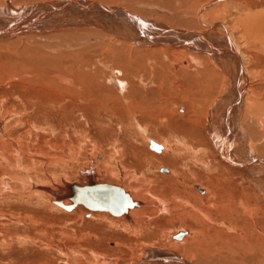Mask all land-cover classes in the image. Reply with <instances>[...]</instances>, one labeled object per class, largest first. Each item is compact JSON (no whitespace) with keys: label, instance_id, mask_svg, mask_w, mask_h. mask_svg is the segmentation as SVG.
<instances>
[{"label":"rangeland","instance_id":"374dc122","mask_svg":"<svg viewBox=\"0 0 264 264\" xmlns=\"http://www.w3.org/2000/svg\"><path fill=\"white\" fill-rule=\"evenodd\" d=\"M211 1L0 0V6L14 9L43 4L40 17L12 23L6 27L14 29L12 35L0 39V264H99L96 257L117 258L116 264H264V182L258 186L252 180L258 172L249 180L243 169L226 163L208 133L210 113L217 105L225 112L226 87L239 86L240 79L235 82L234 71L218 67L204 47L184 48L198 59L195 65L172 52L181 46L164 45L181 37L166 27L205 34L207 26L216 25L226 54L230 34L247 78L239 125L249 134L255 157L245 166L259 167L254 158L264 161V36L246 31L238 19L264 13V0ZM54 2H61L63 13L73 9L72 22L64 24L66 15L51 6ZM122 12L164 27L140 26ZM27 26L33 29L21 32ZM121 30L130 37L140 33L142 44L134 48L118 35ZM120 78L127 84L121 92ZM175 103H183L185 113L177 112ZM149 139L165 148L151 150ZM88 168L96 179L135 190L140 199L156 195L163 202L158 206L169 210L154 205L132 222L53 204L45 188L79 182ZM209 185L221 188L224 215L208 204ZM202 212H211V221ZM179 231L183 241L173 238Z\"/></svg>","mask_w":264,"mask_h":264},{"label":"bare ground","instance_id":"6f19581e","mask_svg":"<svg viewBox=\"0 0 264 264\" xmlns=\"http://www.w3.org/2000/svg\"><path fill=\"white\" fill-rule=\"evenodd\" d=\"M213 1H215V0H212L210 3H212ZM7 2V1H6ZM80 2H83V1H80ZM85 2V1H84ZM83 2V3H84ZM88 2V1H87ZM64 4L65 3H67V0L65 1L64 0V2H63ZM73 3H79V1H74ZM72 3V4H73ZM215 3V2H214ZM63 4V5H64ZM71 4V3H70ZM38 5V4H37ZM36 5V6H37ZM43 4H40L39 6H37V7H32V6H25V7H22L21 9L19 8V9H14L11 5H9V3H7V4H5L4 6H0V39H7V38H9L10 37V33L14 30L13 28H9L8 30H6L7 28L6 27H8L9 25L11 26V24L13 23H16V22H19V21H21L22 19H26L27 17H31L32 15H36L37 17L39 16L40 17V9H42L43 8V6H42ZM67 5V4H66ZM65 5V6H66ZM69 5V4H68ZM81 5V4H80ZM85 5V4H84ZM88 5V4H87ZM90 5V4H89ZM92 5V4H91ZM51 6H53L54 8L56 7V9L55 10H57V12L59 11L60 13H62V14H65L66 16H62V19L61 20H64V24L65 23H67V22H72V20L74 19V16L73 15H71V13L72 12H74L73 11V9H72V12H70V14L69 13H63V12H65V10H63L64 9V6H62L61 5V2H57V3H55L54 2V4H51ZM51 6H48L47 5V7H49V8H51ZM70 6V5H69ZM76 6V5H75ZM82 6V5H81ZM46 7V6H45ZM44 7V8H45ZM79 7V6H78ZM85 7V6H84ZM101 7V6H100ZM33 8H34V12L31 14V12L33 11ZM69 8V7H68ZM91 8V7H90ZM203 8V7H202ZM70 9H71V7H70ZM76 10H77V8H75ZM82 9V8H81ZM81 9H79V10H81ZM85 9H86V12L88 11V9L85 7ZM43 10V9H42ZM46 10V9H45ZM63 10V12H61ZM94 10V9H93ZM67 11V10H66ZM78 11V10H77ZM77 11H75V12H77ZM104 11V10H103ZM122 11V10H121ZM41 12H43V11H41ZM84 12H85V10H84ZM107 12V11H106ZM117 12V11H116ZM54 13V12H53ZM83 13V12H82ZM123 13V12H122ZM130 13V12H129ZM127 14V12H124L123 14L125 15V18H129L128 20L130 21V22H134V21H140V22H138L139 24L138 25H143V26H149L150 24L152 25L153 24V27L154 26H157V29L160 27L161 29H163L162 27H164V25L163 24H161V23H158V22H155V21H150V19H146V18H143V17H141L140 19L139 18H136L135 16H132V15H130V14ZM70 15V16H68L67 17V15ZM75 14V13H74ZM76 14H80V13H76ZM75 14V15H76ZM84 14V13H83ZM83 14H81V16L83 15ZM88 14V13H87ZM85 15L86 14H84V17H85ZM89 15V14H88ZM87 15V16H88ZM101 15V14H100ZM137 15V14H136ZM207 14H203V16L202 17H204V18H208L207 16H206ZM35 16V17H36ZM55 15H53V17H54ZM77 16V15H76ZM81 16H78L80 19H81ZM89 16H91V15H89ZM201 16V15H200ZM43 17V16H42ZM77 17V18H78ZM83 17V18H84ZM94 17V18H93ZM93 17L91 16V18L94 20V21H96L97 20V17L96 16H94L93 15ZM104 17V16H103ZM61 18V17H60ZM60 18H58L59 19V21H60ZM88 18V17H87ZM110 18V17H109ZM125 18H124V23H126L125 21ZM56 19H57V17H56ZM55 19V20H56ZM122 19V18H121ZM12 20H14V22L12 21ZM86 20V19H85ZM89 20V19H88ZM87 20V21H88ZM112 20V19H111ZM115 20V19H114ZM208 20V19H207ZM238 20H240V21H243L242 22V24L244 25V29H246V31H247V29H248V31H257V33H258V36L259 37H263L264 36V13H255L254 15H247V17H245V18H243V19H238ZM11 21V22H10ZM39 21V20H38ZM58 21V22H59ZM74 21H77V19L76 20H74ZM100 21V20H99ZM51 22H53V20L52 21H50V23ZM82 22H84V20L82 21ZM82 22H81V25H82ZM101 22V21H100ZM99 22V23H100ZM111 22V21H110ZM115 22V21H114ZM21 23V22H20ZM26 22H24V23H22V24H25ZM77 23V22H76ZM87 23V22H86ZM92 24H93V21L91 22ZM107 23V22H106ZM127 23L128 24H130L128 21H127ZM19 24V23H18ZM17 24V25H18ZM43 24V23H42ZM75 24V23H74ZM91 24V25H92ZM95 24V26L97 25V23H94ZM110 24V23H109ZM112 24V23H111ZM3 25H5V27H3ZM16 25V24H15ZM21 25V24H20ZM19 25V26H20ZM102 25H103V23H102ZM113 25V24H112ZM125 25V24H124ZM131 25V24H130ZM207 25V24H206ZM242 25V26H243ZM88 26H90V25H88ZM92 26H94V25H92ZM108 26H110V25H108ZM139 26V27H140ZM219 26H221V25H218V27ZM241 26V25H240ZM241 26V27H242ZM105 26H103V28H104ZM106 27H107V25H106ZM105 27V28H106ZM116 27V26H115ZM127 27H128V25H127ZM126 27V28H127ZM133 27V26H132ZM134 27H135V25H134ZM166 27V26H165ZM208 28V31H206V33L204 34V32H200V33H196V31H192V30H185V31H179V32H177V30H172V28L170 29V28H167L166 27V29H167V31L169 32V34H171L172 33V36H174V37H176V38H178L180 35H181V37H179L178 38V40H174L175 42H172V41H170V42H167L168 41V39H166L167 41V43L168 44H164V45H171L172 47H176L177 45L178 46H181L182 48H181V50L180 51H177V50H175V49H173L172 50V52L174 53V52H179L178 53V55L180 56V53L181 54H183L185 57H188V58H190L193 62H195L194 64L196 65V64H199L198 63V59H196L195 58V55L194 56H192V55H190L187 51H186V49H184V48H191V50H195V51H197V49H200V48H205V49H207V50H209L208 52H213V55H211V58L212 59H214L213 61H215L216 62V64L218 65V67H221V68H226L227 67V69H228V71L227 72H230V71H234L235 72V77H234V80H235V82L237 81V80H239L240 79V81H239V86L237 85H235V83H234V86L232 87V86H227L226 87V91H225V93H226V95H228L229 96V98H228V103H227V105H226V107L227 108H225L226 110H225V112L223 113L222 112V108L223 107H221V106H219V105H217V106H215L214 108V112L215 113H210L211 115H209V126H208V133H209V137H210V139H211V142L213 143V145H214V147L216 148V150H217V152H218V154L220 155V157L222 158V159H224L225 161H226V163H230L232 166H234V167H238V168H241V169H243L244 170V172L245 173H247L246 175L248 176L247 178H249V180L251 179L250 177H252V176H254V174L255 173H257L258 172V174H256L255 176H257V177H253L252 178V180L258 185V186H261L259 183H260V180H262L263 182H264V161L262 160V159H260V158H257V160L254 158V161L257 163V165H259V167H257V168H254V169H252L251 167L249 168V166L247 167V166H245L246 164H247V162L248 161H251V157L253 158V157H255V154L253 153V151H252V148H253V146H252V140H251V138L248 136L249 134H247V132H246V130H245V128L242 126V125H239V115H238V108H240V106H241V102H242V94H240V93H242V91H243V89L245 88L244 87V84H245V82H246V80H247V78H246V73H245V66L243 65L244 64V58L242 57V55H241V53H240V50H239V48L237 47V45L235 44V43H233L232 44V39H230V34H227V36H225L226 37V46L228 47V50H224V51H227V53L226 54H224L223 53V51L222 50H220L221 48H220V45H222L224 42H225V40H224V42L222 43L221 42V37H223V36H221L220 34H218L216 31H218V28L216 27V25H213V26H207ZM47 28V27H46ZM81 28V27H80ZM102 28V29H103ZM105 28H104V32H105ZM111 28H112V26H111ZM124 28V27H123ZM206 28V27H205ZM223 28V27H222ZM30 29H33L32 28V26L31 27H26V28H21V32H28V30H30ZM61 29V28H60ZM92 29V28H91ZM93 29H95V28H93ZM107 29L108 30H111V29H109V27H107ZM135 29V28H134ZM140 29V28H139ZM165 29V28H164ZM4 30H5V32H4ZM17 30H19V29H17ZM76 30V29H75ZM96 30V29H95ZM100 30V29H99ZM124 30V29H123ZM123 30H121V31H119V34L118 35H120V36H123L124 38H126V40H131V45H133V47L134 46H139L140 44H142V42H140V41H138L137 40V38H139V37H137L138 35H140V33H137V34H135V36H129V34H128V36H127V34L123 31ZM127 30V29H126ZM137 30V29H136ZM143 30V29H142ZM107 31V30H106ZM114 31V30H113ZM165 32H166V30H164ZM98 32H100V31H98ZM109 32V31H108ZM135 32V31H134ZM140 32H142V31H140ZM158 32V31H157ZM161 32V31H160ZM193 32V33H192ZM216 32V33H215ZM220 32H222L223 34L225 33V32H227L224 28H223V30L222 31H220ZM254 32V33H255ZM34 33V32H33ZM37 33V32H36ZM111 33H112V30H111ZM136 33V32H135ZM163 33V32H162ZM58 34V33H57ZM100 34V33H99ZM133 34V33H132ZM192 34H196V35H192ZM250 34V33H249ZM11 35H12V33H11ZM14 35H18V34H16V32H15V34ZM41 35V34H40ZM103 35H104V33H103ZM145 35L146 34H144V37H145ZM151 35V34H150ZM251 35V34H250ZM256 34H254L253 36H255ZM262 35V36H261ZM169 36V35H168ZM188 36L189 37H191L192 38V40H194V41H192L190 38H188ZM193 36V37H192ZM14 37V36H13ZM17 37V36H16ZM38 37H40L41 38V36H38ZM151 37V36H150ZM186 37V38H185ZM15 38V37H14ZM18 38H20V36L18 35ZM43 38V37H42ZM143 38V37H142ZM142 38H141V40H142ZM146 38H149V37H146ZM163 38V37H162ZM161 38V39H162ZM144 40V39H143ZM146 40V39H145ZM144 40V41H145ZM153 39H149V41H152ZM165 40V39H164ZM163 40V41H164ZM170 40V39H169ZM42 41V40H41ZM236 41V40H235ZM262 41V40H261ZM146 42V41H145ZM165 42V41H164ZM178 42H180V44L181 45H179V43ZM194 42H196L197 43V45L195 46V45H193V46H191V44L190 43H194ZM264 43V42H263ZM96 44V43H95ZM175 44H177V45H175ZM225 45V44H224ZM234 45H236L235 46V48H234ZM263 45V44H262ZM26 47V46H25ZM42 47V46H41ZM140 47H142V46H140ZM171 47V48H172ZM262 47V46H261ZM135 48V47H134ZM138 48V47H137ZM143 48V47H142ZM263 48V47H262ZM262 50V49H261ZM194 53H196V52H194ZM183 55H181V56H183ZM197 55V54H196ZM227 55V56H226ZM198 56V55H197ZM200 57V56H199ZM209 57V56H208ZM176 60V59H175ZM177 60L179 61V58H177ZM185 60V59H184ZM189 61V60H188ZM212 61V62H213ZM56 63V62H55ZM58 63V62H57ZM180 64H183V65H186L187 66V63H186V61H182V62H179ZM200 64H201V66H202V61H201V59H200ZM213 64H215V63H213ZM183 65H181V66H183ZM190 65H191V62H189V64H188V66L187 67H190ZM221 65V66H220ZM200 66V65H199ZM110 67V66H109ZM192 67V66H191ZM183 68V67H182ZM38 69V68H37ZM58 70V69H57ZM38 71H40V70H38ZM51 71V70H50ZM68 71V70H67ZM226 71V70H225ZM121 73H122V75H123V72L121 71ZM186 74V73H185ZM198 74H200V71H198V72H196V75H198ZM194 75V74H193ZM204 75V74H203ZM58 76V75H57ZM60 76V75H59ZM175 76V75H174ZM187 76L189 77L190 76V74H187ZM186 76V77H187ZM233 76V75H232ZM119 78V77H118ZM203 78V77H202ZM90 79V78H89ZM121 79V78H120ZM188 79V78H187ZM191 79V78H190ZM207 79V78H206ZM194 81V80H193ZM204 81V80H203ZM185 83V82H184ZM233 83V82H232ZM115 84V83H114ZM94 84H92V86H93ZM126 81L124 80V79H121V80H119V82H118V85H117V87L118 88H120L119 90H120V92H121V90L122 91H124L125 90V87H126ZM187 85V84H186ZM185 87V86H184ZM188 88V87H187ZM192 88V87H191ZM190 88V89H191ZM189 89V90H190ZM91 90V89H90ZM189 90H187V91H189ZM228 90H230L229 91V93H228ZM189 94V93H188ZM191 94V93H190ZM183 95V94H182ZM223 97V96H222ZM225 98V97H224ZM231 98V99H230ZM222 100V99H221ZM220 100V101H221ZM226 102V101H225ZM176 104V103H175ZM174 104V105H175ZM220 104V103H219ZM173 105V106H174ZM175 110L177 111V112H179V113H185V111H186V106L183 104V103H178V104H176L175 105ZM230 112H232L231 114H230ZM177 115V114H176ZM186 116V115H185ZM139 125V124H138ZM140 128V127H139ZM145 128V127H144ZM146 133V132H145ZM142 134H144V133H142ZM152 140V139H151ZM153 141V140H152ZM149 142V141H148ZM154 142H155V140H154ZM178 142V144H179V141H177ZM250 142V143H249ZM156 144H159L160 146L159 147H154V146H152L151 144H149V148L151 149V150H153V151H155V152H160L161 150H163L164 148H165V145L163 144V143H160V142H155ZM178 146V145H177ZM169 147V146H168ZM174 148H175V146H174ZM178 149V148H177ZM173 150V149H172ZM204 152V151H203ZM241 161V162H240ZM204 162V161H203ZM256 165V166H257ZM209 166V165H208ZM162 170L164 171H166L167 172V168L166 167H164V168H162ZM260 171V172H259ZM96 171L93 169V168H88L87 170H85L84 172L82 171L81 172V181H79V182H74V183H76V184H86V185H88V186H91L90 184H89V182L92 180L93 182H105V183H111V182H107V181H101V180H98V179H96ZM244 173V174H245ZM250 173V174H249ZM251 173H252V175H251ZM210 179H212V177H209ZM216 178V177H215ZM262 178V179H261ZM217 179V178H216ZM251 180V181H252ZM65 182V181H64ZM66 183V182H65ZM115 184V183H114ZM127 194H128V196L130 197V199L132 200V201H134V203L132 204V205H128L127 207H126V211L125 212H123V213H119V214H113V213H111V211H109V210H106V209H103V208H106V206L108 205V203H111V204H113V203H116V202H118L119 201V199L118 198H120L119 197V194L117 193V191H116V189H114V190H112V189H109V190H107V189H96L95 187H93V186H91V190L89 191V193L88 194H86V193H82V194H80V197L82 196V197H84V198H88V199H90L91 201H92V205H90V204H86V203H81V202H76V204H74V206H72L71 208H69V209H67V208H65V207H63V206H61L60 204H59V202H58V200H57V195H59V194H61V193H63V192H65L66 190H67V187L65 186L64 188H63V186L61 187V188H59V189H52V188H45V190L49 193V194H51V196L53 197V204H55L57 207H60V208H62V209H65V210H67V211H71V210H73L74 208H76V207H78V206H81V207H83V208H85V209H87V210H89V211H91L92 213H99V214H101V213H109L110 215H112V216H114V217H124V219H127V220H131L132 221V219H134L133 217L135 216V217H137L138 215L140 216V215H142L143 213H145V211H147V210H152V209H150L149 207H153L154 205L156 206V207H160V206H158V205H161V203H163L156 195H154V194H152V193H149V196H147V197H145L148 201H149V203L147 202V201H145V200H143V199H145V198H139L140 196H142V194H140V193H138V192H135V190H134V192L133 191H131L130 189H127L128 187H125V186H122V185H119ZM93 187V188H92ZM198 189H199V192H201V189L198 187ZM209 194H210V199H209V202H208V204L209 205H217V206H219V209L217 208L216 210H217V212L219 213V214H221V215H224V211H223V209H225L224 208V206H223V203H221L222 201V199H221V188L219 189V186L217 185V186H213V187H211L210 185H209ZM194 193H196L197 195H200L199 193H197V192H195V191H193ZM138 193V194H137ZM208 197H209V195H208ZM67 200V201H66ZM60 201L63 203V204H66V203H69L70 202V199L68 198V197H62L61 199H60ZM155 201H157L159 204H156V202ZM181 202L182 203H187V200H181ZM153 203V204H152ZM148 204H151L152 206H148ZM219 204V205H218ZM164 206H162V207H160V208H162V210L163 211H168L169 210V208H168V206H165V204H163ZM94 206H99V207H102L101 209L100 208H94ZM154 206V207H155ZM108 207V206H107ZM248 207V206H247ZM249 208V212H250V207H248ZM159 209V208H158ZM155 210V209H154ZM153 211V210H152ZM161 211V210H160ZM208 211H210V210H208ZM162 212V211H161ZM202 214H203V217L204 218H208L207 220H210L211 221V212L209 213V214H207V213H204V212H202ZM5 216V215H4ZM100 216V215H99ZM105 217V216H104ZM111 219V218H110ZM120 221H121V219H120ZM125 221V220H124ZM119 222V221H118ZM133 222V221H132ZM140 223V222H139ZM124 224V223H123ZM122 224V225H123ZM128 224H131L130 222L128 223ZM136 224V223H135ZM118 225V224H117ZM125 225V224H124ZM127 226H129V225H127ZM131 227V226H130ZM125 229H126V227H125ZM124 229V230H125ZM0 235H2V232H0ZM183 236V237H182ZM182 237V238H181ZM20 238V237H19ZM21 238H23L24 239V241L25 240H27V236H22ZM173 238H175V239H181L180 241H183L182 239L184 238V232L183 231H179L177 234H175L174 236H173ZM6 240V239H5ZM7 241V240H6ZM117 244V243H116ZM158 251V250H157ZM151 252L152 251H150V255H152V256H155V255H153V254H151ZM154 253V252H153ZM99 254V253H98ZM159 254V253H158ZM162 254V253H161ZM161 254H159V258H160V255ZM96 255V254H95ZM146 255H149V253H147ZM145 255V257L148 259V256H146ZM165 255V254H164ZM162 256V255H161ZM73 257V256H72ZM157 257V256H156ZM98 260V263L99 264H110L111 263V261L113 262V264H116L117 263V260H115V259H117V258H114V260H107V259H104V258H101V257H96ZM162 258V257H161ZM160 258V259H161ZM144 261H146V260H144ZM68 263H69V261H67ZM106 262H108V263H106ZM141 262H143V261H141ZM164 262V261H163ZM175 262V261H174ZM155 263H157L156 261H155ZM161 263V262H160ZM167 263L168 264H171L170 263V261L168 262L167 261ZM172 263H173V261H172ZM177 263V262H176ZM178 263H179V261H178ZM150 264H153V261L152 262H150ZM182 264V263H181ZM184 264V263H183Z\"/></svg>","mask_w":264,"mask_h":264},{"label":"water","instance_id":"95a60500","mask_svg":"<svg viewBox=\"0 0 264 264\" xmlns=\"http://www.w3.org/2000/svg\"><path fill=\"white\" fill-rule=\"evenodd\" d=\"M149 144H151L154 147H159V144H156L154 141H152L151 139H149ZM162 168V166L160 167ZM89 184L93 187H95L96 189H116L117 193L119 194V201L116 203H108V207L106 206V210L111 211V213L113 214H119V213H123L126 211V207L128 205H132L134 203V201H132L130 199V197L128 196V194L117 184L114 183H105V182H93L92 180L89 182ZM65 186L67 187V190L59 195H57V200L59 202V204L67 209L71 208L72 206H74V204H76V202H81V203H86V204H90L92 205V201L90 199H86L84 197H80V194L82 193H86L88 194L89 191L91 190V186H88L86 184H76L74 182H69L66 183ZM92 187V188H93ZM62 197H68L70 199L69 203L63 204L60 199ZM94 208H102L99 206H94Z\"/></svg>","mask_w":264,"mask_h":264}]
</instances>
